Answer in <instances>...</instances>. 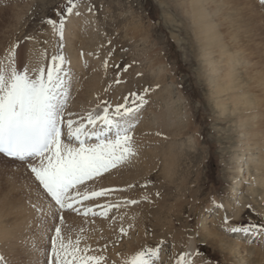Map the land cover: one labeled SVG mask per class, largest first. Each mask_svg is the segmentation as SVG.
<instances>
[{"label":"rangeland","instance_id":"1","mask_svg":"<svg viewBox=\"0 0 264 264\" xmlns=\"http://www.w3.org/2000/svg\"><path fill=\"white\" fill-rule=\"evenodd\" d=\"M65 5L66 0H0V60L12 44L19 42L18 66L27 64L31 69L47 64L60 39L45 21H58V13ZM78 11L79 16H66L62 41L67 61V53L78 60V64L69 60L67 65L73 73L67 109L78 100L73 108L81 109L73 111L87 113L101 101L115 106L135 92L144 94L148 101L141 109L139 123L150 113L157 115L169 109L177 116L179 127L168 133L159 119L152 124L156 140L149 139L144 144L136 142L139 139L132 133L136 153H142L144 158L138 174H130L135 179L128 190L103 184L116 169L129 168L130 164L128 170L133 169L132 160L135 162L137 154L128 163L89 182L98 190L111 191L109 196L84 201L86 205L105 204L118 193L124 194L126 200L138 201L126 205L130 214L125 221L118 219L115 223L110 221L115 208L107 217L64 211L60 213L61 224L45 207L42 221L33 205L46 201L38 199V182L33 174L23 163L0 157V256L7 264H47L50 238L60 225L65 241L75 242L79 236L82 254L98 258L100 264H125L138 251L157 245L160 253L156 264H176L188 241L195 246L193 254L200 252L191 257L195 264H240L233 238L242 232H228L225 227L264 225V190L246 186L236 204L238 195L231 192V186L239 177L237 165L243 156L239 119L247 105L234 109L228 94H210L206 64H213L218 58L222 68L229 67L230 72L225 74L228 86L238 93L243 91L246 101L253 102L248 107L257 108L256 95H260V84L264 85V3L81 0ZM202 28L213 38L201 32ZM209 38L214 42L210 52L203 47V41L207 43ZM41 51H46V60L41 59ZM90 75L96 77L91 86L86 83ZM117 78L119 83L115 82ZM224 83L225 80H218L214 86ZM145 89H149L146 94ZM88 95L91 100L85 104ZM97 111L102 113V108ZM256 119L251 118L245 127H252ZM249 136L246 133L243 137ZM171 141L173 147L168 144ZM170 155L173 156L167 159ZM213 198L224 208H213ZM213 214L214 222L205 223ZM225 215L227 226L223 223ZM207 224L211 229L206 232L203 226ZM114 227L118 232L124 227L125 233L118 234L116 243L127 240L126 248L120 245L116 253L112 249L116 243L109 239V232H116ZM213 228L218 233H213ZM248 251L247 264H264V243L254 241Z\"/></svg>","mask_w":264,"mask_h":264},{"label":"snow or ice","instance_id":"2","mask_svg":"<svg viewBox=\"0 0 264 264\" xmlns=\"http://www.w3.org/2000/svg\"><path fill=\"white\" fill-rule=\"evenodd\" d=\"M80 4L81 0H66V5L58 13V21L51 18L45 21L60 39L47 64L41 63L31 69L27 64L18 66L19 42L12 44L5 58L0 60V154L26 165L38 182V199L46 201L33 205L38 217L43 221L46 207L48 212L59 218L61 224L63 216L60 213L64 211L82 212L85 217H107L112 208L120 207L109 202L97 205L102 211L95 212L83 202L109 196L111 190H97L89 182H94L110 169L128 163L137 154L132 132L139 123L141 109L148 103L144 94L132 92L123 97V103L115 106L101 101L78 120L72 118L76 114L66 113L73 73L67 66L69 62L63 54L62 41L66 16H79ZM88 10L92 11V8L89 6ZM40 57L46 60V51H41ZM104 66L107 68V60ZM115 82L120 80L117 78ZM148 91L145 89L144 93ZM101 108L102 113L97 111ZM91 139L96 142L89 143ZM124 203L136 204L138 201ZM211 203L215 209L224 208L215 198ZM223 223L228 225L227 215ZM225 230L257 236L264 232V225L225 227ZM120 231L123 233L124 229ZM54 233L50 238L47 264H91L92 261L100 264L98 258L82 254L79 236L75 242L72 239L65 241L60 225L54 228ZM159 253L160 245L146 247L126 260L125 264H156ZM193 255L198 256L200 252L184 253L176 264H195L191 258ZM0 264H7L3 256H0Z\"/></svg>","mask_w":264,"mask_h":264},{"label":"bare ground","instance_id":"3","mask_svg":"<svg viewBox=\"0 0 264 264\" xmlns=\"http://www.w3.org/2000/svg\"><path fill=\"white\" fill-rule=\"evenodd\" d=\"M196 14L198 15V11L196 12ZM200 31L207 33L211 38H213L212 35L209 34V31L207 29L202 28V30H200ZM89 35H90V33H89ZM213 44H214V42L210 38L207 40V43L205 41H203V47L208 52H210L209 49H212ZM67 56H68L71 63L73 61L75 62V60H76V64H78V60H77V58L74 59L75 58L74 55H70L67 53ZM83 57H81V58H83ZM219 61L220 60L218 58H216V59L214 58L213 64H206V69L209 71L208 82L210 84V86H209L210 87L209 88L210 94L216 95V96L222 95V94H226V95L228 94V98L232 102L234 109H237L238 107L244 108V104L247 105V107L244 108V110H246L244 116L240 117V119H239L240 126H241L240 146L242 147V148H240V151L242 152V155H243L242 159H241V163L239 165H237L238 166V168H237L238 174L237 175L239 177L234 181V183L231 186V192L233 194L238 195L237 196L238 201H236V204H237V203H240V200H241L240 194H241L242 190L244 188H246V186L254 187V188L257 186H260L264 190V85L260 84V95L259 96L256 95L257 108L254 109V107H252V106L248 107V105H253V102L246 101V95L244 94L243 91L238 93L232 87L228 86V81H226V78H225V76H227V75H225V74H228L230 72V69H229V67H228V69L222 68L221 67V65H222L221 61L220 62ZM227 64L229 66V63H227ZM225 67L227 68L226 64H225ZM90 77L91 78H89L86 81V83L88 82L89 85L91 86V84L96 81V77H93V75L92 76L90 75ZM218 80H220V81L225 80V83L222 85H219L218 87H215L214 84H217ZM258 82L261 83V80H259ZM262 83H264V77H262ZM157 90H158V88H157ZM158 94L162 95V88L158 91ZM90 100H91L90 95H88L86 97L84 103L85 104L90 103L89 102ZM73 103H74L73 104V107H74V105L76 106V104L78 103V100H75V102H73ZM73 107L68 108L66 111V113L71 112L73 114H76L72 117L73 119L78 120L81 116H84L86 114V113L81 112V111H77V112L75 111L74 112L73 110H78L80 107L79 108L77 107L78 109L77 108L74 109ZM157 113H158L157 115H153L152 113H150V117L145 116V118L143 120H141L140 123L135 127V129L133 130L132 133L136 134L137 138L139 139L136 142H140L141 144H144V143H147V141L149 139L151 141L154 140L155 138L152 135L153 134V129H152L153 125L152 124H154L155 122L157 123L159 119L162 120V125L164 124L165 129L168 130L166 132H168V133L169 132H176L178 130L179 123H178V121H176L177 116L175 117L174 115H172V113H174L172 110L168 109L166 111H163V113L160 111ZM173 116H174V118H173ZM253 117H257V119L253 123V126L250 127L249 129H247L245 127V124L248 123L251 120V118L253 119ZM66 118H67V115H66ZM180 122H181V119H180ZM85 124H86V121H85ZM246 133H249L250 136L249 137H243ZM91 140H90V143H93L95 141L94 139H91ZM160 141H162V140H160ZM150 143H149V145H150ZM168 144L171 145V147H173L174 142L171 141ZM138 153L136 155L137 158L136 159L134 158L135 162H133V160H132V163H133L132 168L133 169H130V170H133V172H130V170H128L131 167V164H130L129 168L128 167L127 168H118L110 174L108 179L106 178L107 180H104L105 182L103 185H113L114 188H121V189H124V191L128 190L129 189L128 187L130 186V184H132L133 180L135 179V177L133 178L132 175L134 173L138 174V172H139L138 168L142 165V161L144 158L142 153H140V152H138ZM2 156L3 155L0 154V157L3 158L4 160L15 161V162L17 161V160H13L11 158L6 159L7 157L4 156L5 157L4 158ZM140 156H142V158ZM172 156L173 155L167 156V159H170ZM162 162H165V161L162 160ZM166 166L167 165L165 164L164 167H166ZM250 170H252L253 173H251ZM131 173H132V175H130ZM138 177H137V179H138ZM103 187H106V186H103ZM132 189H133V187H132ZM124 197H125V195L122 193H120V194L118 193L117 195H115L114 198H112V195H111L109 200H106L105 204L103 203V204L99 205V206H103V205L108 204L109 202H111L114 205L115 204L120 205L119 208H115V211H114L115 216L114 217L112 216L113 217L112 220L110 219L111 223H115V221L118 219H119V221L120 220L125 221L127 219V217L129 216V214H130L129 209L126 207L127 204L124 203L125 201H129V200H126ZM83 204H84V202H83ZM84 205H86V204H84ZM77 207H82V205H77ZM91 207L93 208V211H95V212L102 211V208L97 207V205L96 206L94 205ZM80 214L83 215L82 212ZM90 216H92V215H90ZM215 216H214V214L208 216V218H206V220H205V223L212 224L211 222H214V220L216 219ZM111 223H110V225H111ZM210 226L211 225H208V224L204 225L203 229L206 230V232H207V230L211 229ZM117 229H118L117 227H114V231H116L117 233L114 232V233H112V235L110 233L111 231L109 232V239H110V242H112V243H116L119 240L118 234L122 233V232H118ZM211 231L213 233H218L215 229H214V231L213 230H211ZM259 240H260V242H262V244L264 243V233H261L257 236H252L250 233L246 234L243 232L242 233H236L234 235L233 248L236 250V254L238 256V261L240 262V264L241 263L247 264L248 259H247L246 255L249 253L248 248L251 247V245L254 241H259ZM126 243H127V240L124 239V242L122 244L118 242V243H116L115 246H113L112 249H114V252L116 253L121 249L120 245H122L123 247L126 248V246H127ZM194 248H195V246H194L193 242L188 241V244H187V246L183 252L184 253H192V251H194ZM170 253L174 255L175 249L173 247H171ZM112 255H113V253H112Z\"/></svg>","mask_w":264,"mask_h":264}]
</instances>
